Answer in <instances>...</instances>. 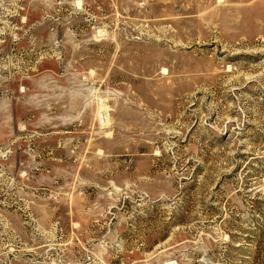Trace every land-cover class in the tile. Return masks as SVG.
I'll list each match as a JSON object with an SVG mask.
<instances>
[{"label": "rangeland", "instance_id": "374dc122", "mask_svg": "<svg viewBox=\"0 0 264 264\" xmlns=\"http://www.w3.org/2000/svg\"><path fill=\"white\" fill-rule=\"evenodd\" d=\"M0 264H264V0H0Z\"/></svg>", "mask_w": 264, "mask_h": 264}, {"label": "built area", "instance_id": "2783aa9c", "mask_svg": "<svg viewBox=\"0 0 264 264\" xmlns=\"http://www.w3.org/2000/svg\"><path fill=\"white\" fill-rule=\"evenodd\" d=\"M108 117H109V112L107 111H103L100 112V114L98 115V121L101 124H106L108 121Z\"/></svg>", "mask_w": 264, "mask_h": 264}]
</instances>
